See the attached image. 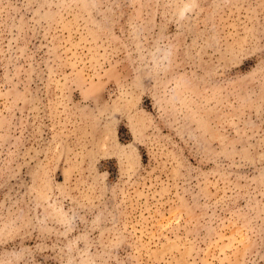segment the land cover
<instances>
[{
	"label": "rangeland",
	"instance_id": "rangeland-1",
	"mask_svg": "<svg viewBox=\"0 0 264 264\" xmlns=\"http://www.w3.org/2000/svg\"><path fill=\"white\" fill-rule=\"evenodd\" d=\"M0 264H264V0H0Z\"/></svg>",
	"mask_w": 264,
	"mask_h": 264
}]
</instances>
